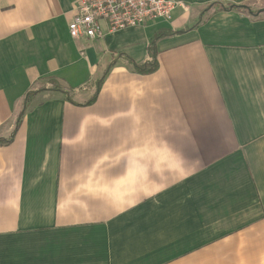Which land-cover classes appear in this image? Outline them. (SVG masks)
<instances>
[{
    "label": "crops",
    "instance_id": "obj_1",
    "mask_svg": "<svg viewBox=\"0 0 264 264\" xmlns=\"http://www.w3.org/2000/svg\"><path fill=\"white\" fill-rule=\"evenodd\" d=\"M248 1L78 42V0H0V264H264V19L193 28Z\"/></svg>",
    "mask_w": 264,
    "mask_h": 264
},
{
    "label": "built area",
    "instance_id": "obj_2",
    "mask_svg": "<svg viewBox=\"0 0 264 264\" xmlns=\"http://www.w3.org/2000/svg\"><path fill=\"white\" fill-rule=\"evenodd\" d=\"M177 7L176 0H78L67 31L74 41H93L150 22L168 21Z\"/></svg>",
    "mask_w": 264,
    "mask_h": 264
},
{
    "label": "trees",
    "instance_id": "obj_3",
    "mask_svg": "<svg viewBox=\"0 0 264 264\" xmlns=\"http://www.w3.org/2000/svg\"><path fill=\"white\" fill-rule=\"evenodd\" d=\"M217 10H219V11H235L241 15H245V16L253 18V19H264V0H251V1H248V2L240 4V5H229V6H225V7H223L221 4H213V5L209 6L203 12L202 19L193 28L200 25L202 22H204L208 18V16L210 14L214 13ZM161 37H163L161 34L156 35L153 38L150 45L148 46V53L150 56V62H148L144 65H141V66H137V65L133 64L132 62H130L133 65L134 70L137 73L148 75V74H152V73L157 71L158 65H157V60H156L155 43ZM106 73H107V71L104 73V75ZM102 79H103V77H102ZM102 79L96 83L95 93H94L93 97L91 98V100L87 103V105L92 104L96 100L97 95H98L100 88H101ZM51 89L54 91L60 90V88L57 86V84H55L53 82H52V88ZM40 91H44V90L43 89L38 90V92H40ZM38 92H35V93H38ZM32 96H34V94L26 95L24 98V104L27 103ZM23 115H24V111H22L20 113L19 117L17 118L16 124H15L14 134L16 133V131H17V129L21 123ZM5 142L8 143V141L0 139V143H5Z\"/></svg>",
    "mask_w": 264,
    "mask_h": 264
}]
</instances>
